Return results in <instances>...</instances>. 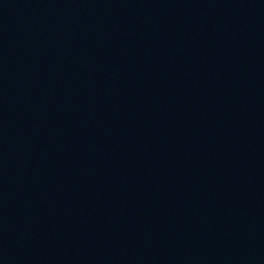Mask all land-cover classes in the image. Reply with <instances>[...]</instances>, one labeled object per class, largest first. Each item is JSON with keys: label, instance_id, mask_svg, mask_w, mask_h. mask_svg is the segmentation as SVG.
<instances>
[{"label": "water", "instance_id": "1", "mask_svg": "<svg viewBox=\"0 0 264 264\" xmlns=\"http://www.w3.org/2000/svg\"><path fill=\"white\" fill-rule=\"evenodd\" d=\"M0 264H264V0H0Z\"/></svg>", "mask_w": 264, "mask_h": 264}]
</instances>
